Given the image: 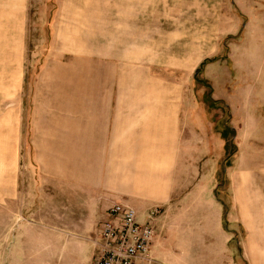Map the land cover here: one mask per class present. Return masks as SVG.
<instances>
[{
  "label": "rangeland",
  "instance_id": "rangeland-1",
  "mask_svg": "<svg viewBox=\"0 0 264 264\" xmlns=\"http://www.w3.org/2000/svg\"><path fill=\"white\" fill-rule=\"evenodd\" d=\"M116 111L145 133L119 160L165 161L153 264H264V0H0V264L61 222L47 166H108L86 135Z\"/></svg>",
  "mask_w": 264,
  "mask_h": 264
},
{
  "label": "crops",
  "instance_id": "crops-1",
  "mask_svg": "<svg viewBox=\"0 0 264 264\" xmlns=\"http://www.w3.org/2000/svg\"><path fill=\"white\" fill-rule=\"evenodd\" d=\"M95 106L100 105L95 104ZM95 108L100 109V107ZM164 108L168 109V107ZM162 115L169 116L164 112ZM101 116L102 121L99 126L93 127V131L91 128L87 129L89 133L86 137L90 133L94 135L86 141H92L96 145H86L84 152L90 157L95 149L94 146L99 149L96 153L99 157L102 143L108 142L104 150L105 158L109 157L108 166L106 167L105 164L100 166L99 162L95 166L84 164L73 170L67 168L62 171H58L55 167H46L47 178L60 179L66 185L63 192L56 195V197H62V204L59 206L61 209L59 208L58 212V215H61V222L58 223L60 226L52 225V228L50 226L47 228L38 225L36 229H33L30 222L34 221V217L31 215L29 219L32 221L27 220L30 221L28 225H20L19 230L15 226L12 264H94L95 253H98L96 242L102 228L101 207L104 203L106 204L105 214H107L109 209L121 199L126 203L125 205L136 212L142 221L147 219L153 209L150 208L142 214L149 205L162 204L164 181L159 170L164 172V158L161 156L162 159L159 160L155 155L147 156L146 150H137L139 153L137 158L132 156L119 160L117 143L128 141L133 136L135 140L143 141L145 133L141 135L121 133L123 128L119 126L118 121L126 116L119 114L118 117L117 111L101 114ZM91 157H95L94 154ZM124 167H126L125 170H123ZM48 198L49 195H47V202ZM21 216L24 219L25 215ZM158 222L157 220L154 223L157 236ZM157 239L158 237L155 240L156 247L164 246L162 240ZM162 254L159 249L156 250L157 257Z\"/></svg>",
  "mask_w": 264,
  "mask_h": 264
},
{
  "label": "built area",
  "instance_id": "built-area-1",
  "mask_svg": "<svg viewBox=\"0 0 264 264\" xmlns=\"http://www.w3.org/2000/svg\"><path fill=\"white\" fill-rule=\"evenodd\" d=\"M159 214L158 208L153 209L148 222H142L131 207L114 204L96 242L95 264H153L152 246L156 234L151 222Z\"/></svg>",
  "mask_w": 264,
  "mask_h": 264
}]
</instances>
